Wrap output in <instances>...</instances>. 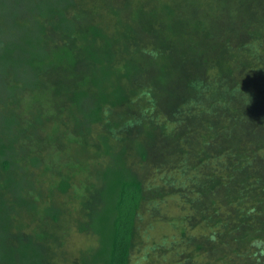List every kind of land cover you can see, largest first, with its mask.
Instances as JSON below:
<instances>
[{
    "label": "trees",
    "instance_id": "16d2710c",
    "mask_svg": "<svg viewBox=\"0 0 264 264\" xmlns=\"http://www.w3.org/2000/svg\"><path fill=\"white\" fill-rule=\"evenodd\" d=\"M0 264H264V0H0Z\"/></svg>",
    "mask_w": 264,
    "mask_h": 264
},
{
    "label": "rangeland",
    "instance_id": "374dc122",
    "mask_svg": "<svg viewBox=\"0 0 264 264\" xmlns=\"http://www.w3.org/2000/svg\"><path fill=\"white\" fill-rule=\"evenodd\" d=\"M106 19H108L107 18V16H106ZM39 133H41V132H39ZM66 142H68V137H66L65 138V143ZM49 149V148H48ZM116 149H113V152L115 151ZM48 156L50 157V158H55L57 155L56 154H54V152L52 153L51 152V154H48ZM63 156H66V155H63ZM117 153L115 152V153H113V155H111V160L113 161V162H115L116 163V161H117ZM166 197H168L167 195H166ZM162 229H163V226L162 225H158V224H156L155 225V227H154V230L155 231H157V232H161L162 231ZM75 237V238H74ZM73 238H74V240L72 241V246H74V247H80V248H82L84 245H82V242L81 241H79V240H81V238L80 237H77V235H73ZM72 238V239H73ZM44 244H46L45 246H43L42 245V243H39V245H40V247L43 249V248H45L46 246H47V244H49L48 242L47 243H44ZM82 245V246H81Z\"/></svg>",
    "mask_w": 264,
    "mask_h": 264
}]
</instances>
